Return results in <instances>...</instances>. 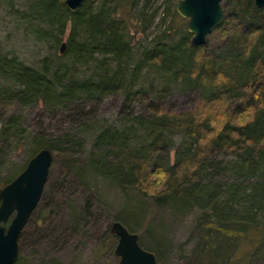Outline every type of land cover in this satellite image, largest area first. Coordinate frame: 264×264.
Instances as JSON below:
<instances>
[{
  "label": "trees",
  "instance_id": "16d2710c",
  "mask_svg": "<svg viewBox=\"0 0 264 264\" xmlns=\"http://www.w3.org/2000/svg\"><path fill=\"white\" fill-rule=\"evenodd\" d=\"M94 1L84 0L73 12L66 8L64 0L41 3L49 26L56 27L60 36L68 31L64 54L75 62H84L98 53L113 58L112 68L102 66L103 73L95 80L73 81L66 77L63 81L60 77L67 75L66 69L61 75L58 71L51 75L0 53V78L5 82L0 85V113L5 111L0 134L5 141L11 136L20 140L27 131L22 114L12 108L15 103L28 105L55 98L66 101L77 93H93L100 98L124 92L123 109L130 107L132 91L124 87L132 48L126 39V24L113 15L120 3L129 6L138 0H101L96 8ZM228 1L229 13L212 31L221 38L229 37L233 49L230 46L223 54L206 53L202 47L192 45L187 35L175 45L146 49L138 65L166 73L180 71L176 75L185 84L186 79H191L212 89L207 100L189 111L151 106V117L147 119L132 114L133 119H143L148 125L150 142L144 149L132 148L125 130L102 129L95 136L93 149L97 152L90 166L124 189L153 197L161 207L199 205L209 210L212 219L204 235L214 230L221 238L210 243L202 264H264V227L255 223V210L264 205V8L254 6L253 0ZM61 42L57 36L56 44ZM173 131L183 132L191 139L192 154L176 155L172 165L159 163V158L154 157L168 149L167 141ZM45 147L56 155L62 154L66 172L77 167L81 155L72 153L71 147L60 140L51 146L35 139L30 158ZM219 154L234 157L235 167L247 179L249 188L223 182L225 168ZM17 174L12 171L1 177L0 187ZM120 222L133 232L124 221ZM241 244L249 250L239 256L236 253ZM21 260L18 258L14 264Z\"/></svg>",
  "mask_w": 264,
  "mask_h": 264
},
{
  "label": "rangeland",
  "instance_id": "374dc122",
  "mask_svg": "<svg viewBox=\"0 0 264 264\" xmlns=\"http://www.w3.org/2000/svg\"><path fill=\"white\" fill-rule=\"evenodd\" d=\"M138 1L129 6L120 3L113 15L126 24V39L132 48L124 87L132 91L129 108L123 109L124 92L100 98L93 93H77L72 100L55 98L51 102L12 104L14 111L22 114L27 131L20 140L11 136L5 141L0 134V178L23 170L35 139L51 146L60 140L71 147L72 153L81 155L77 167L66 172L62 154L51 151L52 165L41 199L18 240V256L22 258L19 264H117L113 251L118 240L109 229L117 220L133 228L140 246L154 252L158 264H202L210 243L221 238L214 230H209V239L204 235L212 219L209 210L199 205L161 207L153 197L124 189L91 169L90 160L97 152L93 143L102 129L125 130L131 147L144 149L150 142L148 125L143 119H133L132 114L147 119L151 117V106L189 111L213 92L191 79L185 78L189 83L185 84L176 75L180 71L166 73L149 65L138 67L146 49L175 45L187 35L189 40L191 37L187 20L175 9L179 0ZM94 2L96 8L101 0ZM221 6L226 16L231 3L222 0ZM43 12L41 0H0V53L51 75L54 71L61 75L66 69L67 75L60 77L63 81L66 77L73 81L95 80L103 73L102 66L112 68L114 61L108 55L98 53L84 62H75L61 54L59 47L66 42L68 31L60 36L56 27L49 26ZM79 32L83 34L82 30ZM57 36L61 43L56 44ZM206 42L201 45L206 53L223 54L230 46L233 49L229 37L221 38L217 32L212 31ZM4 83L0 78V85ZM167 147L154 158L172 165L176 155L192 154L194 146L186 134L173 131ZM217 156L225 168L223 182L249 188L247 179L235 167L234 157ZM194 185L195 182L189 189ZM241 204L244 206V201ZM255 211V223L264 227V205ZM220 242L223 244V240ZM247 250L248 246L241 244L236 254L242 256Z\"/></svg>",
  "mask_w": 264,
  "mask_h": 264
},
{
  "label": "water",
  "instance_id": "95a60500",
  "mask_svg": "<svg viewBox=\"0 0 264 264\" xmlns=\"http://www.w3.org/2000/svg\"><path fill=\"white\" fill-rule=\"evenodd\" d=\"M84 0H64L68 10L74 11ZM222 0H179L175 9L187 20L189 42L197 47L205 45L206 37L222 22ZM254 6L264 8V0H253ZM60 44V53L66 50ZM53 154L41 148L31 157L12 181L0 187V264H14L19 258L18 240L27 220L33 213L45 188ZM110 232L117 237L114 254L117 264H158L154 252L139 244L138 234L128 230L120 221H113Z\"/></svg>",
  "mask_w": 264,
  "mask_h": 264
},
{
  "label": "clouds",
  "instance_id": "9594fccd",
  "mask_svg": "<svg viewBox=\"0 0 264 264\" xmlns=\"http://www.w3.org/2000/svg\"><path fill=\"white\" fill-rule=\"evenodd\" d=\"M199 60H200V57H199V56H197V61L199 62Z\"/></svg>",
  "mask_w": 264,
  "mask_h": 264
}]
</instances>
